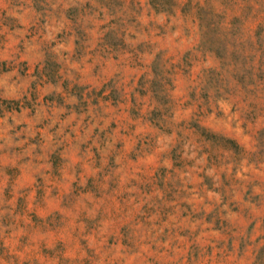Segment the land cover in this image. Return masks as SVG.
Instances as JSON below:
<instances>
[{"label": "clouds", "instance_id": "1", "mask_svg": "<svg viewBox=\"0 0 264 264\" xmlns=\"http://www.w3.org/2000/svg\"><path fill=\"white\" fill-rule=\"evenodd\" d=\"M260 128L264 0H0V264H264Z\"/></svg>", "mask_w": 264, "mask_h": 264}, {"label": "rangeland", "instance_id": "2", "mask_svg": "<svg viewBox=\"0 0 264 264\" xmlns=\"http://www.w3.org/2000/svg\"><path fill=\"white\" fill-rule=\"evenodd\" d=\"M258 135H261V136H264V128H260L258 130ZM223 179L225 180V182L227 183L228 182V177L225 175L223 177ZM233 179H235V177H233ZM257 183H259V181H257ZM60 195V192L59 190L57 191V196ZM250 195V193H249ZM23 203V208H22V211H26L29 213V216L33 219H39V215L38 213H33L31 212L30 208L28 207V205L26 204V202H22ZM57 215H59V213H57ZM209 219H211V217H209ZM257 225L255 224H252L250 227H249V231H251V228L253 227H256ZM261 227H264V225H260ZM163 227V225H162ZM260 239H264V236H258L257 237V243H259V240ZM211 251V249H210ZM261 255H264V249L261 250ZM204 264H211V260L209 259V257H205V261H204Z\"/></svg>", "mask_w": 264, "mask_h": 264}]
</instances>
